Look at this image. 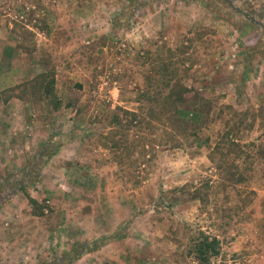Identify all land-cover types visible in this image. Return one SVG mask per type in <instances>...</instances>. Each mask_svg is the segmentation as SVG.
Wrapping results in <instances>:
<instances>
[{
    "label": "rangeland",
    "instance_id": "rangeland-1",
    "mask_svg": "<svg viewBox=\"0 0 264 264\" xmlns=\"http://www.w3.org/2000/svg\"><path fill=\"white\" fill-rule=\"evenodd\" d=\"M199 231L264 264V0H0V264H197Z\"/></svg>",
    "mask_w": 264,
    "mask_h": 264
},
{
    "label": "trees",
    "instance_id": "trees-1",
    "mask_svg": "<svg viewBox=\"0 0 264 264\" xmlns=\"http://www.w3.org/2000/svg\"><path fill=\"white\" fill-rule=\"evenodd\" d=\"M28 85L30 87H28ZM21 87L23 89H29L31 92L35 90L36 94L42 99L46 97L54 98L55 96L53 78L48 79L46 73L37 75L31 79L30 82L23 84ZM172 90L173 88L170 89V92L166 97L161 99L162 101L158 103V106L156 107V111L160 113L162 118H164V125L167 124L168 126L176 127L177 124H185L188 121L189 115L194 116L196 120H200V113H203V110L201 111L200 108L196 107L188 109L185 101H183L182 94H179L180 91L173 92ZM175 94L178 95L174 96ZM13 96H15V93L8 95L7 98H12ZM58 105L59 103L56 101L55 109L58 108ZM152 110L153 107L148 108V111ZM193 112L194 114H192ZM125 113L134 116L132 113ZM230 145H233V143ZM239 182H241V179H239ZM20 189L23 191V188ZM29 201L30 203L35 202L33 199H29ZM189 253L197 264H209L211 259L219 255V241L216 237L206 235L202 231H199L198 234L191 239Z\"/></svg>",
    "mask_w": 264,
    "mask_h": 264
}]
</instances>
